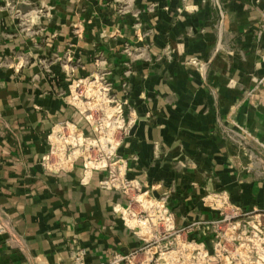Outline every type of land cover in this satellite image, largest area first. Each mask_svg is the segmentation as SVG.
Returning a JSON list of instances; mask_svg holds the SVG:
<instances>
[{
  "label": "crops",
  "instance_id": "crops-1",
  "mask_svg": "<svg viewBox=\"0 0 264 264\" xmlns=\"http://www.w3.org/2000/svg\"><path fill=\"white\" fill-rule=\"evenodd\" d=\"M19 1L22 20L0 7V264L108 263L162 236L157 205L203 241L216 193L264 211V0ZM100 69L129 84L118 155L149 201L42 165L57 123L87 125L69 85Z\"/></svg>",
  "mask_w": 264,
  "mask_h": 264
},
{
  "label": "built area",
  "instance_id": "built-area-1",
  "mask_svg": "<svg viewBox=\"0 0 264 264\" xmlns=\"http://www.w3.org/2000/svg\"><path fill=\"white\" fill-rule=\"evenodd\" d=\"M19 3V0H0V7L14 11L16 17L22 20L25 13L19 9ZM130 47H126L125 51L129 52ZM130 64L132 63L126 62L127 67H130ZM129 73L130 70L127 69L125 74L128 75ZM109 74L110 71L100 69L86 77L73 80L69 85L68 102L81 113L87 125L81 126L73 121L57 123L51 130L49 136L50 150L43 157L42 165L51 171L66 169L77 162H82L85 173L92 170H106V174L100 182L102 187L122 190L125 193L138 190L139 198L149 201L147 192H141V189L136 187L135 182L127 176L125 163L118 155L122 140L129 134L132 127L131 119L128 116V110L131 108L128 97L129 84L123 82L122 94H119L115 90ZM206 202L211 206L214 205L219 213H222V208L230 209L234 213V215H230V218L238 216L244 210L231 203L228 196L222 193L208 196ZM141 214L146 221L153 218L157 219L159 224L163 222L160 229L157 227L159 230L162 229V236L159 238H165L175 230L179 236H187L189 234L188 228H195L198 224L195 223L190 227H177L171 224L170 213L162 205H157L155 208L152 206L148 210L141 211ZM217 220H206L201 223L205 237L206 225L216 223ZM5 231L0 223V233ZM141 237L145 244L151 241L157 242L159 239H146L144 233L141 234ZM203 241L192 237V242L203 244ZM140 251L142 248L125 255L118 254L112 261L103 264H123L130 261ZM72 264L95 263L86 261L84 252L79 250L73 255Z\"/></svg>",
  "mask_w": 264,
  "mask_h": 264
},
{
  "label": "rangeland",
  "instance_id": "rangeland-1",
  "mask_svg": "<svg viewBox=\"0 0 264 264\" xmlns=\"http://www.w3.org/2000/svg\"><path fill=\"white\" fill-rule=\"evenodd\" d=\"M221 212L216 223L206 225L203 244L175 230L143 244L142 251L123 264H264V212L243 210L232 218L230 209Z\"/></svg>",
  "mask_w": 264,
  "mask_h": 264
}]
</instances>
